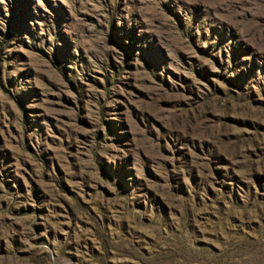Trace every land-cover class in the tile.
<instances>
[{"label": "rangeland", "instance_id": "obj_1", "mask_svg": "<svg viewBox=\"0 0 264 264\" xmlns=\"http://www.w3.org/2000/svg\"><path fill=\"white\" fill-rule=\"evenodd\" d=\"M0 264H264V0H0Z\"/></svg>", "mask_w": 264, "mask_h": 264}]
</instances>
